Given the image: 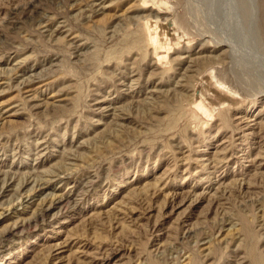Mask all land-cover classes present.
Masks as SVG:
<instances>
[{
	"label": "rangeland",
	"instance_id": "obj_1",
	"mask_svg": "<svg viewBox=\"0 0 264 264\" xmlns=\"http://www.w3.org/2000/svg\"><path fill=\"white\" fill-rule=\"evenodd\" d=\"M212 1L0 0V264H264V69Z\"/></svg>",
	"mask_w": 264,
	"mask_h": 264
},
{
	"label": "bare ground",
	"instance_id": "obj_2",
	"mask_svg": "<svg viewBox=\"0 0 264 264\" xmlns=\"http://www.w3.org/2000/svg\"><path fill=\"white\" fill-rule=\"evenodd\" d=\"M215 2H220L222 5L224 3L225 5L223 9L224 14L221 12L222 6L219 5L216 11H214L215 15H213V17H217L215 19L217 25L220 24L221 28H224L225 31H223L224 33L220 32L221 36L218 35L212 38L214 43L218 46L224 45L228 49V55L232 63L236 64L238 60L246 58L245 63L250 67H254L256 64V67L259 66V68L263 67L264 69V53L259 54L257 61L256 59L255 61L251 60V63L247 60V54H243L246 49H248V52H250L249 50H255L257 53L263 50L264 0H216ZM212 3H214V0ZM217 33L219 34V31ZM253 69L254 71L261 72L257 68L255 69V67ZM260 93L264 94V91L258 92V94Z\"/></svg>",
	"mask_w": 264,
	"mask_h": 264
}]
</instances>
